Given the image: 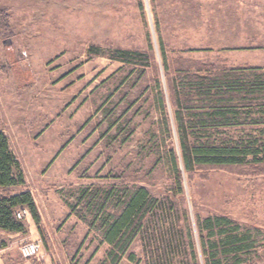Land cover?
Here are the masks:
<instances>
[{
  "label": "rangeland",
  "instance_id": "rangeland-1",
  "mask_svg": "<svg viewBox=\"0 0 264 264\" xmlns=\"http://www.w3.org/2000/svg\"><path fill=\"white\" fill-rule=\"evenodd\" d=\"M118 49L147 60L111 59ZM251 66L264 69V0H0V77L15 80V98L26 86L41 125L56 120L74 141L68 167L30 182L40 223L30 214L26 233L0 232L4 264H24L19 248L32 241L42 243L33 264H208L211 242L221 264H264V113L239 111L236 125L198 142L250 147L259 164L249 156L188 172L182 145L194 138L180 132L172 99L174 89L184 97L180 72ZM140 187L154 201L122 254L104 241L102 220ZM216 219L238 232L222 224L210 238L205 222ZM228 236L253 248L228 256Z\"/></svg>",
  "mask_w": 264,
  "mask_h": 264
},
{
  "label": "trees",
  "instance_id": "trees-1",
  "mask_svg": "<svg viewBox=\"0 0 264 264\" xmlns=\"http://www.w3.org/2000/svg\"><path fill=\"white\" fill-rule=\"evenodd\" d=\"M91 54L98 56L99 50L91 48ZM163 50V56H164ZM111 59L124 63H143L146 55L141 52L118 49ZM264 69L257 67L233 68L206 76H201L200 70L196 73L180 72L179 77L181 94L178 97L173 90V103L177 108L176 122L180 132H189L194 138V144L182 145L185 169L192 172L194 168L201 167H233L243 166L245 159L252 156L253 162L259 164L258 152L250 147L233 146L229 144L222 147H214L210 143H198L199 137H206L208 131L218 128H226L236 125L239 111L247 109H259L264 113ZM249 74L244 76L243 74ZM185 75V76H183ZM194 104V105H193ZM197 143V144H196ZM175 159V165L177 159ZM27 186L21 164L15 156L9 137L0 132V190L9 188H25ZM151 199L147 189L140 187L130 190L126 194L125 206L119 215L109 216L102 220L103 238L115 250L122 254L132 243L137 229L138 216L151 205ZM26 207L30 211L33 220L40 223V214L31 192L27 191L19 195L0 196V231L9 235L26 233L24 222L14 218L15 210ZM225 224L238 232V226L225 219L207 220L205 229L209 231V237L216 236V227ZM227 231L219 232L220 236ZM229 235V234H228ZM232 239V240H231ZM254 244L248 243L246 238L228 236L222 240L224 253L228 256L238 257L253 248ZM206 250V245H203ZM218 244H210L211 252L207 254L208 264H221L215 252ZM111 258L116 261L119 258L111 252ZM235 263V264H239Z\"/></svg>",
  "mask_w": 264,
  "mask_h": 264
},
{
  "label": "crops",
  "instance_id": "crops-1",
  "mask_svg": "<svg viewBox=\"0 0 264 264\" xmlns=\"http://www.w3.org/2000/svg\"><path fill=\"white\" fill-rule=\"evenodd\" d=\"M14 81L0 77V116L8 118L10 122V127L8 124L5 127L0 126V132H4L10 139L12 150L21 164L27 186L0 190L1 196L9 194L14 196L27 192L31 181L43 180L47 176L59 174L62 169L69 166L73 157L70 151L74 141L70 142L67 136L62 140V130L57 126L56 120H51L42 126L44 119L38 114L33 115L29 107H26L29 103L28 92H26L28 88L16 86L18 93L15 98ZM23 92L27 93L25 95L27 100L23 97L21 100L18 99ZM18 235L21 234L14 236ZM24 264L33 263L25 260Z\"/></svg>",
  "mask_w": 264,
  "mask_h": 264
},
{
  "label": "built area",
  "instance_id": "built-area-1",
  "mask_svg": "<svg viewBox=\"0 0 264 264\" xmlns=\"http://www.w3.org/2000/svg\"><path fill=\"white\" fill-rule=\"evenodd\" d=\"M30 216V211L26 207L15 210L14 218L22 222ZM7 249L0 248V264H4V256ZM21 257L26 261H32L39 259L42 252V243L40 241H32L29 243L22 244L19 248Z\"/></svg>",
  "mask_w": 264,
  "mask_h": 264
}]
</instances>
